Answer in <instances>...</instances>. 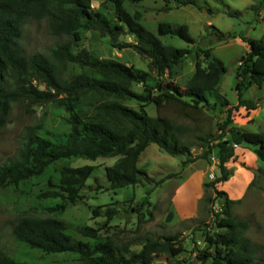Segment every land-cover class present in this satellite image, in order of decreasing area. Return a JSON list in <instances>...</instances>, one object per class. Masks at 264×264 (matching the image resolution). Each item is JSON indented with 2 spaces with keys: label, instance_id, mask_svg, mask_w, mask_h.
<instances>
[{
  "label": "trees",
  "instance_id": "16d2710c",
  "mask_svg": "<svg viewBox=\"0 0 264 264\" xmlns=\"http://www.w3.org/2000/svg\"><path fill=\"white\" fill-rule=\"evenodd\" d=\"M142 0H100L94 7L93 0H0V134L16 103L55 106L61 116L60 128L40 124L27 128L22 146L13 157L0 165V198L12 191L24 199L29 191L44 180L45 189L37 194L50 205L43 215H22L12 226L13 240L36 249L42 256H57L73 253L79 264H180L161 260L162 254L176 258L185 252L178 234L148 239L139 252H131L129 246H120L110 238L99 235L100 230L90 226H75L63 221L60 216L70 207L82 202V191L94 172L93 166L72 167L75 159L95 161L98 158L118 157L117 162L106 168L111 190L138 186L148 174L138 167L142 153L156 144L173 157H186V166L198 159H206L217 142L219 176L210 183L216 187L232 176L227 164L236 156V148L249 147L264 163V132H250L231 127L233 111L240 108L248 112L257 105L245 98L252 87H264V35L259 39H240L250 50L243 56L236 70L238 103L230 106L225 99L219 103L227 107L226 120L220 126L218 139L211 136H196L193 141L185 138L184 127L163 116L151 117L146 106L154 104L158 111L164 106H174L185 116L200 120L205 108L212 104L209 95H216L227 67L213 57L210 49L200 51L205 64L196 61V70L186 87L173 80L191 50L165 45L140 22L141 13L130 14L125 4ZM176 1L178 7L197 5L194 0ZM264 6V0H256ZM171 9V8H170ZM211 14L214 11L209 10ZM31 20H45L54 36H70L73 41L83 33L91 32L110 36L117 40L122 35L135 39L133 47L142 57L150 60V67L159 77L151 84L150 74L133 65L115 59H102L87 50L73 53V42L66 41L52 47L47 54L27 56L21 48L25 26ZM218 32L222 41L224 34ZM160 36L176 37L188 45H195L186 25L177 27L161 23ZM124 48V45H119ZM77 64L81 73L67 81L65 74L69 64ZM141 85V93L134 85ZM218 97V94L215 96ZM136 102L137 107L129 103ZM57 122L56 119L53 120ZM66 128V131L62 129ZM63 137L52 139L51 130ZM45 130L46 133H43ZM204 150L198 158H192L195 144ZM176 176L170 174L157 185ZM215 181V184H214ZM208 186V185H205ZM26 189V190H25ZM150 194V193H149ZM149 194L140 206L150 203ZM216 194L226 197L223 209L214 213L215 233L200 230L208 248L201 251V264H256L251 241L245 237L248 222L239 220L232 212L237 202L216 188ZM117 210L107 209L105 224H109ZM94 217L102 216L99 208ZM85 240H77L68 233ZM5 251V249H4ZM0 248V264H33L19 261ZM129 254V255H128Z\"/></svg>",
  "mask_w": 264,
  "mask_h": 264
},
{
  "label": "rangeland",
  "instance_id": "374dc122",
  "mask_svg": "<svg viewBox=\"0 0 264 264\" xmlns=\"http://www.w3.org/2000/svg\"><path fill=\"white\" fill-rule=\"evenodd\" d=\"M194 1L197 5L178 7L176 1L168 3L166 0H142L138 3L127 2L125 8L130 14L140 12L141 24L163 44L191 50L192 54L179 65L178 74L173 80L176 84L187 86L195 73L197 60L206 65L200 52L202 49H210L213 57L227 67V72L223 74L217 89L218 97L213 96V93L208 96L211 105L217 103L218 106L205 108L200 120L195 121L185 116L171 105L164 106L160 111L154 104L146 106V111L151 117L163 116L184 127L185 138L190 141L196 136L205 135L218 139L220 126L226 120L227 109L221 107L219 103L226 99L230 106H237L236 70L241 58L250 50L248 44L240 37L259 39L264 35V6L253 9L252 7L258 4L256 0ZM100 3V0H93L94 7H98ZM210 9L214 14H211ZM161 23H169L174 27L186 25L196 44L191 46L176 37L160 36L158 27ZM217 31L224 34L222 41H219ZM71 40L73 53L87 50L102 59H115L133 65L148 72L153 85L168 79L166 76L159 77L151 70L149 59L140 56L133 47H127L135 44V39L127 34L113 40L110 36L102 37L88 32L83 33L81 39L74 42L67 35L54 36L47 21L31 20L24 28L20 44L25 55L30 56L38 53L47 54L57 44ZM119 45H124V48ZM80 73V66L70 63L64 77L69 81ZM133 88L139 93L143 90L138 84ZM245 98L253 101L257 108L250 112L244 108L233 111L231 127L250 132H264V87H252L245 93ZM129 105L137 107L136 102ZM56 109L51 104L32 106L26 101L16 103L8 117V123L0 134V165L17 154L27 128L40 124H46L54 129L60 128L59 122H62V118ZM54 119L57 122H54ZM62 129L66 131L65 127ZM62 129H59L58 133L51 130L54 134L48 136L59 139L64 135ZM42 132L46 133L45 130ZM216 143L215 141L210 144L211 152L206 159L196 160L195 165L191 163L193 165L190 168L183 165L186 157H173L156 144H151L142 153L138 163V167L148 174V178L142 177V183L138 186H128L115 191L110 188L106 168L113 166L118 157L98 158L95 161L75 159L70 166L90 165L94 167V172L82 191V202L70 206L60 218L71 225L97 228L101 237L110 238L120 246L128 245L130 253L139 252L148 239L178 234L185 252L170 259L166 254H162L161 260L180 264H201L199 254L207 250L208 242L205 237L199 242L198 235L202 229L215 233L213 215L223 209L226 198L217 196L216 187L209 179L211 173L215 174L216 179L220 174ZM191 153L192 158H198L204 150L196 143ZM227 167L232 176L221 184L218 190L225 192L228 198L237 202L233 205L232 212L239 220L248 222L245 237L251 241L255 253L254 262L264 264V163L257 158L252 149L240 146L236 148V156L228 162ZM204 172L205 194L200 201V214L196 219L181 221L171 200L174 189L178 184L189 180L187 189L194 198L200 194L199 180ZM172 173H176L172 180L168 179L157 185L160 180ZM179 174H182L181 178L177 177ZM38 182L39 185L30 190L25 199L12 191L1 195L0 248L3 251L5 249L4 252L16 260L33 264H79L76 261L77 256L73 253L44 257L36 252L38 250L30 249L27 245L13 240L12 226L20 216H39L47 212L50 204L37 196L39 190L45 189L46 185L44 180L40 179ZM148 194L150 203L140 206ZM96 208L102 213V216L97 218L93 216V210ZM107 209L117 210V215L109 224H105L107 218L104 214ZM68 233L73 239L75 237L77 240H85L71 230H68Z\"/></svg>",
  "mask_w": 264,
  "mask_h": 264
},
{
  "label": "crops",
  "instance_id": "0c3cea01",
  "mask_svg": "<svg viewBox=\"0 0 264 264\" xmlns=\"http://www.w3.org/2000/svg\"><path fill=\"white\" fill-rule=\"evenodd\" d=\"M182 158V157H179ZM193 164L195 165V162H193ZM190 163V165L188 164V166H186L187 168L192 167V165ZM185 167V166H184ZM185 167V168H186ZM187 169H184V171H186ZM172 174H176V173H172ZM206 172L202 173L200 176V180H199V195H196L194 198H192V194L189 191V189H187L188 185L190 184V181H185L182 182L181 184H178L176 186V188L174 189V192L172 194L171 200L172 203L174 204L175 209L177 210L178 214L180 215L181 221H185V220H192V219H196L198 218L199 214H200V201L203 199L202 196L204 197V177H205ZM170 175V174H169ZM182 174H179L177 177L181 178ZM173 178L169 179L172 180ZM246 187V185H244ZM221 184L216 185L217 189H220ZM184 198L186 199V201H184ZM180 199H182V201H180ZM174 216H175V212H173Z\"/></svg>",
  "mask_w": 264,
  "mask_h": 264
},
{
  "label": "built area",
  "instance_id": "2783aa9c",
  "mask_svg": "<svg viewBox=\"0 0 264 264\" xmlns=\"http://www.w3.org/2000/svg\"><path fill=\"white\" fill-rule=\"evenodd\" d=\"M209 179L212 181L215 180V174L214 173L209 174Z\"/></svg>",
  "mask_w": 264,
  "mask_h": 264
},
{
  "label": "water",
  "instance_id": "95a60500",
  "mask_svg": "<svg viewBox=\"0 0 264 264\" xmlns=\"http://www.w3.org/2000/svg\"><path fill=\"white\" fill-rule=\"evenodd\" d=\"M202 240H203V236H202V234H199L198 235V241L201 242Z\"/></svg>",
  "mask_w": 264,
  "mask_h": 264
}]
</instances>
